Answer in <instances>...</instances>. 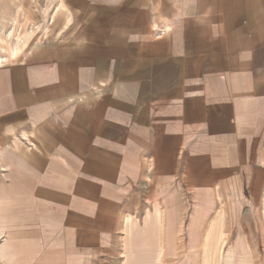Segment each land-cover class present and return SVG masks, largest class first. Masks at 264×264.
Here are the masks:
<instances>
[{"label": "crops", "instance_id": "crops-1", "mask_svg": "<svg viewBox=\"0 0 264 264\" xmlns=\"http://www.w3.org/2000/svg\"><path fill=\"white\" fill-rule=\"evenodd\" d=\"M38 1H29L42 21L28 30L27 37L33 35L35 41L21 55L0 64V169L9 171L21 160L35 171L41 156L54 169L47 174L68 168L69 202L60 220L65 233L83 239L84 232L99 234L110 228L105 222L115 220L103 208L110 196L107 177H113L117 185L121 165L131 161L132 151L141 147L146 134L168 132L175 125L206 138L227 137L254 124L264 113L262 12L257 16L261 25L225 30L226 25L197 40L196 22L213 19L208 11L216 4L187 0L194 14L205 5L200 19L189 15L193 25L188 31L174 30L177 26L168 30L177 14L172 19L156 15L167 24L153 25L169 33L153 38L138 32L131 13L110 11L75 20L70 28L48 37L52 0H44L43 6ZM177 1L174 6L179 13L186 0ZM17 58V64L4 66ZM11 199L0 185V260L6 264L16 254L7 237V228L12 227L1 215ZM154 205L159 210L155 259L161 262L164 255L171 259L183 243L180 229L167 233L162 208ZM122 218L128 264L134 257L130 244L135 223L128 214ZM76 244L84 245L83 241ZM251 245L257 246L252 237ZM199 257L202 264L201 251Z\"/></svg>", "mask_w": 264, "mask_h": 264}, {"label": "rangeland", "instance_id": "rangeland-1", "mask_svg": "<svg viewBox=\"0 0 264 264\" xmlns=\"http://www.w3.org/2000/svg\"><path fill=\"white\" fill-rule=\"evenodd\" d=\"M29 1L0 0V32L11 29V17L18 5L26 10L22 16L24 24L19 26L22 32L34 29L36 23L42 24L41 17L33 4L29 5ZM177 2L52 0L50 32L47 36L52 37L70 28L75 20L110 11L131 13L133 20L137 21L138 32L145 31L153 38L160 35L165 37L169 33L167 31L176 26L174 30L188 31L193 25L189 22V15L194 12L188 9L186 0L177 13L174 6ZM210 2L216 4L215 9L209 5L211 9L208 11L212 14L209 17L214 18L207 22H196L194 30L197 40L224 30L226 25L225 30H247V27L250 29L263 24L257 22V16L261 12L264 14V0ZM38 3L43 6L44 0ZM202 6L194 14L196 20L205 15V5ZM175 14V23L170 21L168 30L160 32V27L153 25L155 22L158 26L167 24L160 18L156 19V15L171 18ZM243 18L254 19V23H250V19L248 23H243ZM4 39L5 45L0 44V56H4L6 47H9L10 40ZM35 39L30 35L26 41L20 42L15 56L9 57L7 62L21 55ZM19 58L4 66L17 64ZM247 127L238 134L221 138H206L199 132H184L175 125L168 132L155 130L146 134L141 147L132 151L131 161L121 165L122 174L116 180L119 181L117 185L113 177H107L110 196L103 208L111 213L115 221L105 222V226L110 228L101 230L99 234L82 233L83 239L65 233L61 227L60 220L69 202L68 168L64 167L62 173L47 174L54 169L41 156L35 171L26 167L21 160L19 166H13L9 171L0 169V185L12 198L1 210V215L12 227V230L7 228L6 236L16 250L14 258L7 264H125L126 233L122 218L125 214L135 223L131 235L134 238L130 244L134 257L128 264H200L202 244L198 247L197 242L198 238H202L203 243L202 236L209 222L219 230L221 227L227 237L226 243L217 251L216 258L220 259L216 264H264V211L261 212L264 205V197L261 198V191L264 194V113H259L254 124ZM40 151L32 149L37 155ZM5 152L3 154L7 156ZM8 159L12 158L8 155ZM11 161L16 163L17 159ZM55 168L57 170L58 167ZM155 203L162 208L167 233L173 235L180 229L183 243L171 259L164 255L159 263L155 259V227L159 221V210ZM91 213L92 210L88 211V214ZM251 237L257 246L251 245ZM82 241L84 245L76 244ZM253 248L256 250L255 256ZM228 252L231 253L225 260ZM204 261L202 255V264ZM0 264L6 263L0 260Z\"/></svg>", "mask_w": 264, "mask_h": 264}, {"label": "bare ground", "instance_id": "bare-ground-1", "mask_svg": "<svg viewBox=\"0 0 264 264\" xmlns=\"http://www.w3.org/2000/svg\"><path fill=\"white\" fill-rule=\"evenodd\" d=\"M25 13H26V10H24L23 6L18 5L16 7V12L11 17V25H12L11 29L4 33H2V31L0 32L2 33L0 34V44L5 45V39H4L5 37L10 40L8 49L6 47L5 55L0 56V64L7 62L8 58L9 57L11 58L14 55L19 43L27 38L29 31L26 30L22 32L19 28V26H22V24H24L23 23L24 18L22 16H24ZM20 19H22V22ZM15 31L16 33H14ZM202 237H203V243L201 246V251H202L203 259L205 260L203 264H208V263L216 264L217 261L220 259L219 257L216 258L217 251L227 241V237L225 235L224 230L221 227L219 230L218 227H216L214 223L209 222V225L207 226ZM255 251H256L255 248H253L252 253L254 254V256H255ZM230 253L231 252H228L225 254V257H224L225 260H228V256L230 255Z\"/></svg>", "mask_w": 264, "mask_h": 264}]
</instances>
